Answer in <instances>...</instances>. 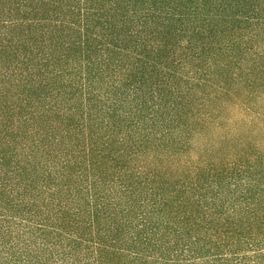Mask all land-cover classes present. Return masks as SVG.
<instances>
[{"label": "trees", "instance_id": "1", "mask_svg": "<svg viewBox=\"0 0 264 264\" xmlns=\"http://www.w3.org/2000/svg\"><path fill=\"white\" fill-rule=\"evenodd\" d=\"M0 264H264V0H0Z\"/></svg>", "mask_w": 264, "mask_h": 264}]
</instances>
